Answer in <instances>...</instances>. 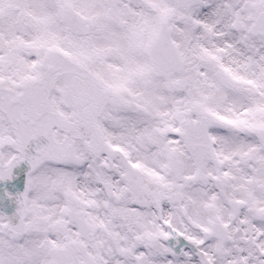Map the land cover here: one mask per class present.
Segmentation results:
<instances>
[{
  "label": "snow or ice",
  "instance_id": "obj_1",
  "mask_svg": "<svg viewBox=\"0 0 264 264\" xmlns=\"http://www.w3.org/2000/svg\"><path fill=\"white\" fill-rule=\"evenodd\" d=\"M0 264H264V0H0Z\"/></svg>",
  "mask_w": 264,
  "mask_h": 264
}]
</instances>
